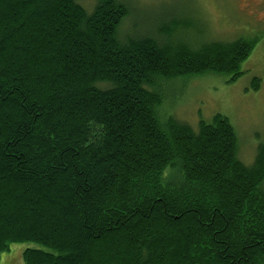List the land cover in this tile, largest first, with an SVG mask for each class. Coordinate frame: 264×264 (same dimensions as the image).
<instances>
[{
	"label": "trees",
	"instance_id": "obj_1",
	"mask_svg": "<svg viewBox=\"0 0 264 264\" xmlns=\"http://www.w3.org/2000/svg\"><path fill=\"white\" fill-rule=\"evenodd\" d=\"M96 1L0 0V259L264 264V140L246 165L227 116L159 113L163 83L235 81L254 42L193 47L179 20L123 42L128 6Z\"/></svg>",
	"mask_w": 264,
	"mask_h": 264
},
{
	"label": "rangeland",
	"instance_id": "obj_2",
	"mask_svg": "<svg viewBox=\"0 0 264 264\" xmlns=\"http://www.w3.org/2000/svg\"><path fill=\"white\" fill-rule=\"evenodd\" d=\"M119 1L130 11L117 34L123 42L149 34L163 39L165 32L161 33L160 25L166 27L177 20L184 27L174 29L173 36L193 47L239 38L254 42L237 80L230 81V74L204 72L163 83L164 104L159 109L162 118L174 117L195 130L200 120L210 123L218 113L227 116L238 136V158L246 165L253 164L257 147L264 140V0ZM78 2L91 13L97 1ZM27 247L48 250L35 242L12 243L0 264H25L23 251Z\"/></svg>",
	"mask_w": 264,
	"mask_h": 264
}]
</instances>
